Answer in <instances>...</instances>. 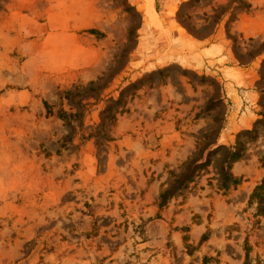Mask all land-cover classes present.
Masks as SVG:
<instances>
[{
  "label": "rangeland",
  "instance_id": "374dc122",
  "mask_svg": "<svg viewBox=\"0 0 264 264\" xmlns=\"http://www.w3.org/2000/svg\"><path fill=\"white\" fill-rule=\"evenodd\" d=\"M261 185L264 0H0V264H264Z\"/></svg>",
  "mask_w": 264,
  "mask_h": 264
},
{
  "label": "trees",
  "instance_id": "16d2710c",
  "mask_svg": "<svg viewBox=\"0 0 264 264\" xmlns=\"http://www.w3.org/2000/svg\"><path fill=\"white\" fill-rule=\"evenodd\" d=\"M191 4V3H189ZM134 8L131 7L129 4H127L125 10L128 12L129 10H133ZM134 34V31H130L129 36L132 37ZM68 96H70V92L67 93ZM121 103V99H118L114 102V106L118 105ZM110 109V108H109ZM108 109V110H109ZM115 118L114 116L111 117ZM105 125V122H102L101 127L103 128V126ZM220 149H225L224 146H218L215 150H213L212 152H215L217 150ZM227 162L224 164V166L222 167V176H223V182L227 183V182H231L232 185L236 186L238 184V179L235 178L234 176H232L229 172H227L228 167L231 163L233 162H237L240 158H241V154H239L238 152H231L228 151L227 152ZM206 163V162H205ZM205 163L202 164H196L191 162L190 164H188L187 169L184 173H182V175L176 180V182L171 186L170 189L164 191L160 198H161V202H160V207L164 206L165 203L168 201L169 198L173 197L174 194L179 191L180 189H182L186 183L190 182L194 176V171L196 170V168L202 167ZM227 169V170H226ZM263 191V186H258L253 194V197L258 200L259 202V213H264L263 210V206H264V195L262 194Z\"/></svg>",
  "mask_w": 264,
  "mask_h": 264
},
{
  "label": "bare ground",
  "instance_id": "6f19581e",
  "mask_svg": "<svg viewBox=\"0 0 264 264\" xmlns=\"http://www.w3.org/2000/svg\"><path fill=\"white\" fill-rule=\"evenodd\" d=\"M148 8H149V11L151 12L152 11V3L151 2H150V6Z\"/></svg>",
  "mask_w": 264,
  "mask_h": 264
}]
</instances>
